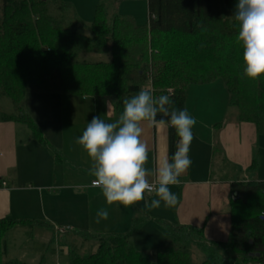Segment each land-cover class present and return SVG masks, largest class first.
Returning a JSON list of instances; mask_svg holds the SVG:
<instances>
[{
  "label": "trees",
  "instance_id": "1",
  "mask_svg": "<svg viewBox=\"0 0 264 264\" xmlns=\"http://www.w3.org/2000/svg\"><path fill=\"white\" fill-rule=\"evenodd\" d=\"M146 1L147 22L139 23L129 13L110 14L100 1L86 23L65 0H2L0 120L25 126L27 136L50 148L57 160L60 153L49 146L26 109L29 93L105 97L118 118L122 98L149 84L155 96L170 95L175 108L185 109L189 85L222 80L238 120L253 123L264 135V77L253 81L244 76L239 25L233 17L237 0ZM177 140L169 127V157ZM257 164L254 159L250 170ZM232 193L227 241L209 242L203 227L156 219L165 245L152 252L139 250L134 236L149 217L135 209L127 232H78L83 240L96 242L95 250L84 255L72 243L65 264H264V181H235ZM40 224L0 218V264H48L4 260V236L16 226H27L33 234ZM194 246L204 252L202 261L193 259Z\"/></svg>",
  "mask_w": 264,
  "mask_h": 264
},
{
  "label": "crops",
  "instance_id": "2",
  "mask_svg": "<svg viewBox=\"0 0 264 264\" xmlns=\"http://www.w3.org/2000/svg\"><path fill=\"white\" fill-rule=\"evenodd\" d=\"M217 81L187 87L186 109L197 121L189 152L192 164L180 177L179 184L169 186L177 196L176 206L169 208L161 203L157 209L145 208V201L127 208L107 205L102 190L91 185L95 179L90 172L92 162L76 143L86 127L81 128L77 118L70 124L65 122V105L71 100L76 102L75 99L67 97L68 94L29 93L25 106L60 157L56 160L50 148L27 136L26 129L0 120V218L44 223L36 225L30 238L34 242L32 261L22 260L65 264L72 237L79 236L78 232H127L135 209L149 217L134 236L139 250L153 249L152 245L160 243L157 233H152L155 225L159 227L156 219L203 227L209 242L227 241L232 229V183L250 180L232 176V169L242 167L245 172L252 171L254 159H259L256 151L261 152V145L264 148V135L258 134L253 123L239 121L237 112L229 115L228 91L223 81L222 88H217ZM78 102L90 109L93 117L101 115L99 97H80ZM104 104L107 112L106 101ZM114 115L113 107L111 116ZM143 127L142 139L149 148L146 167L151 169L169 156V127H152L147 122ZM21 133L24 137L20 138ZM68 161L75 172H69ZM155 198L154 194H145L149 202ZM100 208H108L110 215L107 221L97 224L95 215ZM155 240L158 242L153 243Z\"/></svg>",
  "mask_w": 264,
  "mask_h": 264
},
{
  "label": "clouds",
  "instance_id": "3",
  "mask_svg": "<svg viewBox=\"0 0 264 264\" xmlns=\"http://www.w3.org/2000/svg\"><path fill=\"white\" fill-rule=\"evenodd\" d=\"M233 17L239 25L238 41L243 48L244 76L253 81L264 77V0H237ZM123 111L113 122L94 116L76 143L91 160L92 186L100 188L106 204L129 207L145 201L144 207H175L177 196L170 185L180 183L191 167L190 146L196 119L187 109H177L170 95H154L149 84L135 95L122 98ZM111 116L113 102L106 101ZM170 127L178 137L175 152L165 156L155 168H147L149 148L142 139L144 123ZM145 194L155 195L151 201ZM108 208H100L95 223L109 218Z\"/></svg>",
  "mask_w": 264,
  "mask_h": 264
},
{
  "label": "rangeland",
  "instance_id": "4",
  "mask_svg": "<svg viewBox=\"0 0 264 264\" xmlns=\"http://www.w3.org/2000/svg\"><path fill=\"white\" fill-rule=\"evenodd\" d=\"M65 1L70 2V4L74 7L75 11L78 13L79 17L86 23H89L93 20V18L95 16V10H96L97 4L100 1H103L106 3L108 11L110 14H113V13H121V14L131 13L136 17V20L139 23H144V22H147L149 20L148 5H147L146 0H135V1H131V0H65ZM1 3H2V0H0V4ZM216 85H218L217 88H219V87L222 88V85H223L222 80H218ZM224 93L227 95L226 91H224ZM67 97H70V99H75L76 102H73V100H71V102L68 103V105L67 104L65 105V109H64L65 122L67 124H70L74 120V118L75 119L77 118V122L79 124H82L81 128L86 127V124L88 122H90L91 119L93 118V115L90 112V109L89 110L85 109L84 105H82V104H80V102H78L80 97L71 96V95H69ZM129 97H131V96H129ZM99 99H101V105H100V107H101L100 114L101 115H100V117L105 119L106 122H113L114 120H116L115 115L110 116V117L105 115L106 110H105L104 106L102 107V105L105 103V101H107L106 99H108V98L99 97ZM231 113L232 114L236 113V109L233 107H230L229 115H231ZM228 118H230V116ZM35 122H36V120H35ZM20 127L26 129L25 126H23V125ZM19 137L20 138L24 137V134L21 133V135ZM262 140H264V136H262ZM263 151H264V148L262 147V145H261V152L256 151V158H259V159H258L257 167L254 170L249 171V172H245L242 167L239 170H236L233 167L231 175L232 176L237 175L240 178H250V179H258L259 178V180L264 181V152ZM66 165H68V167H69V172H75L76 171V169L74 167H72V165L70 164V161H68L66 163ZM223 170H224V175H225L227 173V170L225 167ZM154 227H155V230H153V232H152L153 235H154V232L157 233V240L159 237V239H161V241L163 239H164V241H163V243H161V241H160V243H156L157 245H152L153 249H148V250H146L147 252H152L156 248H158L160 246H164L166 243V236L163 233V231L161 229H159V227H157V225H155ZM156 229H158L157 232H156ZM31 234H32V229L28 228L27 226H25V227L16 226L12 230H10L4 236V240L9 245L8 254H7V256H4V260L6 261V260L14 259V258H19L20 260L23 259V260L32 261L30 256H31V254H33L32 248H34L33 247L34 242H32L33 240L30 239V238H32ZM35 237L38 238V235ZM64 239H67V237L64 236ZM157 240H155L153 243L158 242ZM72 243L74 244L72 248L77 249L80 253H82L84 255H88L95 250V247H94L96 244L95 241H93V240L86 241V240H83L82 238H80V236L72 237ZM48 255H49V253H48ZM192 256H193V259L195 261H202L205 258L204 252L195 246L192 249ZM48 264H55V263L48 262ZM237 264H243V263L238 262Z\"/></svg>",
  "mask_w": 264,
  "mask_h": 264
},
{
  "label": "water",
  "instance_id": "5",
  "mask_svg": "<svg viewBox=\"0 0 264 264\" xmlns=\"http://www.w3.org/2000/svg\"><path fill=\"white\" fill-rule=\"evenodd\" d=\"M250 255H251V256H254V255H255V256H260V253H251Z\"/></svg>",
  "mask_w": 264,
  "mask_h": 264
},
{
  "label": "built area",
  "instance_id": "6",
  "mask_svg": "<svg viewBox=\"0 0 264 264\" xmlns=\"http://www.w3.org/2000/svg\"><path fill=\"white\" fill-rule=\"evenodd\" d=\"M4 185H6V183H3ZM91 185H92V182H91ZM97 188V187H96Z\"/></svg>",
  "mask_w": 264,
  "mask_h": 264
}]
</instances>
